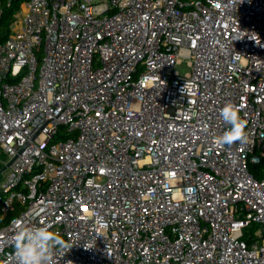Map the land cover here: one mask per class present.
<instances>
[{"label": "built area", "instance_id": "1", "mask_svg": "<svg viewBox=\"0 0 264 264\" xmlns=\"http://www.w3.org/2000/svg\"><path fill=\"white\" fill-rule=\"evenodd\" d=\"M11 31L0 264L43 225L55 264H264V0H26Z\"/></svg>", "mask_w": 264, "mask_h": 264}, {"label": "clouds", "instance_id": "2", "mask_svg": "<svg viewBox=\"0 0 264 264\" xmlns=\"http://www.w3.org/2000/svg\"><path fill=\"white\" fill-rule=\"evenodd\" d=\"M235 58L239 59V56ZM185 88L186 85L181 89L183 93ZM220 115L229 127L216 138L215 143L223 147L241 140L244 137L245 123L240 119L236 107L231 103L225 104ZM68 248L64 238L59 232L52 231L50 225L22 227L14 240L16 264H55V253Z\"/></svg>", "mask_w": 264, "mask_h": 264}, {"label": "trees", "instance_id": "3", "mask_svg": "<svg viewBox=\"0 0 264 264\" xmlns=\"http://www.w3.org/2000/svg\"><path fill=\"white\" fill-rule=\"evenodd\" d=\"M26 0H1L3 15L0 19V43L7 41L11 35V27L16 20V14ZM264 165H255L251 171L257 179L263 178L262 168Z\"/></svg>", "mask_w": 264, "mask_h": 264}, {"label": "rangeland", "instance_id": "4", "mask_svg": "<svg viewBox=\"0 0 264 264\" xmlns=\"http://www.w3.org/2000/svg\"><path fill=\"white\" fill-rule=\"evenodd\" d=\"M176 72H178V74L180 76H186L190 72V66H189V62L187 59H183L182 62L176 66ZM5 160H7L6 157L3 156L2 154H0V168L4 167L6 165ZM1 178L2 177L0 176V179ZM256 229H257V227L254 226V227H252L251 230L254 231Z\"/></svg>", "mask_w": 264, "mask_h": 264}, {"label": "water", "instance_id": "5", "mask_svg": "<svg viewBox=\"0 0 264 264\" xmlns=\"http://www.w3.org/2000/svg\"><path fill=\"white\" fill-rule=\"evenodd\" d=\"M8 167H9V164L0 168V174L3 173L4 171H6L8 169Z\"/></svg>", "mask_w": 264, "mask_h": 264}]
</instances>
